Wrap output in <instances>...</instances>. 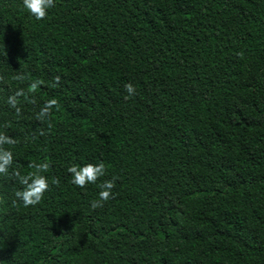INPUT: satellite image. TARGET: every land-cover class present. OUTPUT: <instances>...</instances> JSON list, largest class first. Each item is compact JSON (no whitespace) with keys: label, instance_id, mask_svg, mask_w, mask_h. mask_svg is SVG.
<instances>
[{"label":"trees","instance_id":"16d2710c","mask_svg":"<svg viewBox=\"0 0 264 264\" xmlns=\"http://www.w3.org/2000/svg\"><path fill=\"white\" fill-rule=\"evenodd\" d=\"M0 222V264H264V0H0Z\"/></svg>","mask_w":264,"mask_h":264},{"label":"clouds","instance_id":"9594fccd","mask_svg":"<svg viewBox=\"0 0 264 264\" xmlns=\"http://www.w3.org/2000/svg\"><path fill=\"white\" fill-rule=\"evenodd\" d=\"M143 17L145 20H152L155 13L151 7H147L143 10ZM113 27L109 23L101 24L99 27V34L102 37H112ZM141 36L138 27L132 26L128 30L127 36L116 35L114 44L117 49H127L135 41L139 40ZM106 62V57L100 53L99 50L90 47L81 48L78 52L77 66L81 69L88 70L95 64ZM124 157L127 161V167L122 166L120 163H116L111 167L103 177L104 186L115 193V198L108 199L106 207L108 211L103 212L105 219L104 224L110 222V214H122L127 205V198L125 196V190L136 179L140 170L145 166V157L140 151L135 150L132 146H126L123 149ZM8 235V229L3 222H0V239L6 238Z\"/></svg>","mask_w":264,"mask_h":264}]
</instances>
